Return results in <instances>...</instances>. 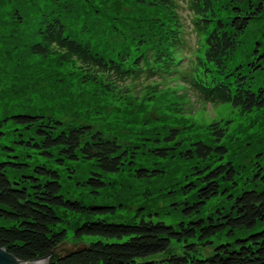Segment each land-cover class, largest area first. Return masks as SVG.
<instances>
[{
    "label": "trees",
    "instance_id": "16d2710c",
    "mask_svg": "<svg viewBox=\"0 0 264 264\" xmlns=\"http://www.w3.org/2000/svg\"><path fill=\"white\" fill-rule=\"evenodd\" d=\"M48 1L31 5V13L39 15L27 29L29 50L42 57L77 63L82 81L96 83L107 90H117V80L144 73L151 77L158 68H170L185 43L174 0H123V7L112 13L122 27L109 26L99 9L74 8L59 3L65 2L63 0ZM186 1L198 34L206 35L194 50L197 64L204 67L195 69L198 79H193L194 87L213 101H229L242 111L264 107V85L257 93L247 89L245 84L251 76L245 79L239 71L234 73V86L227 81V76L233 74L227 67L228 61L233 58L238 39L251 21L264 15V0ZM26 20L22 15L20 21L24 24ZM3 23L1 19L0 30L9 32L12 28L2 27ZM81 27L86 29L82 31ZM262 56L264 54L254 58L258 59V64L253 61L247 64L255 63L253 67L260 66L264 70ZM134 100L132 97L128 103ZM11 119H16L24 129L33 130L35 138L30 142L44 155L53 157L56 151L60 164L63 160L83 159L101 173L123 170L132 162V148L144 146V143H133L132 148L122 147L87 122L66 127L52 117L28 113L14 114ZM213 134L220 138L224 133L222 129H214ZM176 135L177 130L173 129L169 140ZM171 148L156 147L154 154L165 158ZM215 149L220 154L226 152L221 145H216ZM211 153L199 140L194 143L193 153L186 150L181 156L206 160ZM22 164L0 161V247L20 260L28 262L45 257L55 245L66 241V233L58 229L61 217L57 209L63 208L87 218L74 230V237L84 247L52 264H264V227L233 242L218 244L207 256L196 255L197 244L209 243V238L216 234L225 230L231 234L235 229H253L258 223L264 224V188L242 190L234 198L230 197V210L217 217V221H213V217H197L186 224L179 222L177 227L143 217L131 222L109 221L101 216L114 213L111 205H94L97 207L92 209L93 204L85 205L61 194L60 174L56 169L41 164L34 167L35 175L11 180L7 167ZM149 174L142 168L135 173L139 179H148ZM200 174H203L199 176L200 184L186 186V193L192 194L194 199L191 204L184 203L182 211L188 217L199 213L208 200L216 197L221 183L233 180L235 170L230 162H225ZM87 182L94 192L107 185L100 173H93ZM83 236L99 238L85 242L81 240ZM174 242L183 244L181 252L173 250ZM157 255L162 257L156 259Z\"/></svg>",
    "mask_w": 264,
    "mask_h": 264
},
{
    "label": "rangeland",
    "instance_id": "374dc122",
    "mask_svg": "<svg viewBox=\"0 0 264 264\" xmlns=\"http://www.w3.org/2000/svg\"><path fill=\"white\" fill-rule=\"evenodd\" d=\"M37 1L41 4L49 2L0 0V20H4L2 27L12 28L9 32L3 28L0 30V161L23 163L21 166L7 167L6 172L11 180L35 175L34 167L43 164L59 172L61 194L66 198L85 205H111L114 213L101 216L106 220L131 222L143 217L162 220L176 227L179 222L186 224L197 217H213V221H217V217L230 210V197L234 198L242 190L264 188V107L242 111L229 101L203 102V95L190 87V83L181 84L180 79L181 83L174 76L165 74L161 79L160 75H156L150 82L143 77L134 83L129 82L130 94L84 82L77 63L42 57L29 50L27 29L39 15L31 13L32 3ZM63 1L59 3L80 9H99L109 21V26H121L112 13L123 7V0ZM176 1L188 47L183 52L182 61L186 70L188 61L194 56V49L199 45V38L205 35L197 33L187 1ZM21 14L27 17L24 24L20 21ZM79 29L84 31L86 28ZM238 40L233 58L228 61L227 67L233 74L227 76V81L232 82L234 73L239 71L245 79L251 76L247 79V88L257 93L259 87L264 85V70L260 66L253 67L255 63H247L253 61L258 64V59L254 58L264 54V15L251 21ZM263 60L262 56L260 61ZM199 66L203 69L202 65ZM149 83L159 84L155 94L143 92L144 86ZM180 92L183 97L178 96ZM132 97L136 100L128 103ZM18 113L52 117L66 127L87 122L94 129L99 128L97 130L102 131L105 137L114 138L122 147L132 148L133 143H144V146L132 148V162L116 173H101L91 162L83 159L63 160L60 164L56 151L51 157L44 155L36 145L33 146V130L24 129L16 119H11L12 115ZM172 128L177 130V135L169 140ZM214 129H222L223 136L216 137ZM199 140L212 151L206 160L181 156L186 150L193 153L194 143ZM216 145L225 147L226 152L218 153L214 150ZM165 146L172 147L165 158L154 154V148ZM225 162H230L234 167L233 180L221 183L219 194L208 200L199 213L185 216L182 211L186 206L184 203L194 201L192 194L186 193V186L200 184L199 176L203 175L200 172ZM139 168L149 171L148 179L136 177ZM93 173H100L107 180V185L98 192L88 186V178ZM57 212L61 217L58 229L66 233V241L78 243L74 230L87 218L63 208H58ZM263 227V223H258L253 229H235L231 234L225 230L209 238V243L197 244L196 255L207 256L218 244L233 242L235 238L246 237ZM98 238L83 236L81 240L89 242ZM182 245L174 242L172 248L181 252ZM161 257L157 255L156 259Z\"/></svg>",
    "mask_w": 264,
    "mask_h": 264
},
{
    "label": "water",
    "instance_id": "95a60500",
    "mask_svg": "<svg viewBox=\"0 0 264 264\" xmlns=\"http://www.w3.org/2000/svg\"><path fill=\"white\" fill-rule=\"evenodd\" d=\"M91 207L92 209H95L97 206L93 205ZM83 247L84 244L81 243H68L67 241H61L55 245L45 257L28 262L18 259L13 254L0 247V264H52L56 260L66 257Z\"/></svg>",
    "mask_w": 264,
    "mask_h": 264
},
{
    "label": "bare ground",
    "instance_id": "6f19581e",
    "mask_svg": "<svg viewBox=\"0 0 264 264\" xmlns=\"http://www.w3.org/2000/svg\"><path fill=\"white\" fill-rule=\"evenodd\" d=\"M245 87H246V88L249 87L247 83L245 84ZM261 88H263V85H262V87H259V90H260ZM247 89H250V88H247ZM250 90H251V89H250ZM251 91H252V90H251Z\"/></svg>",
    "mask_w": 264,
    "mask_h": 264
}]
</instances>
